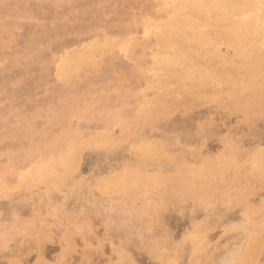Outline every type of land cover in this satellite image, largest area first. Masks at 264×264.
Wrapping results in <instances>:
<instances>
[{"label": "rangeland", "instance_id": "rangeland-1", "mask_svg": "<svg viewBox=\"0 0 264 264\" xmlns=\"http://www.w3.org/2000/svg\"><path fill=\"white\" fill-rule=\"evenodd\" d=\"M0 264H264V0H0Z\"/></svg>", "mask_w": 264, "mask_h": 264}, {"label": "bare ground", "instance_id": "bare-ground-1", "mask_svg": "<svg viewBox=\"0 0 264 264\" xmlns=\"http://www.w3.org/2000/svg\"><path fill=\"white\" fill-rule=\"evenodd\" d=\"M156 6V5H155Z\"/></svg>", "mask_w": 264, "mask_h": 264}]
</instances>
